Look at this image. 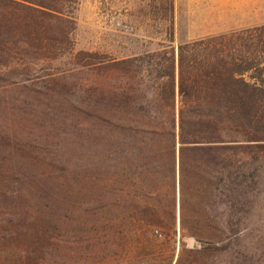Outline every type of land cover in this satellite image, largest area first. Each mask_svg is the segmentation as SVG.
Here are the masks:
<instances>
[{"label":"trees","instance_id":"1","mask_svg":"<svg viewBox=\"0 0 264 264\" xmlns=\"http://www.w3.org/2000/svg\"><path fill=\"white\" fill-rule=\"evenodd\" d=\"M67 2L0 0L1 73L23 65L18 55L65 52L74 23ZM175 35L173 28L161 49L131 58L83 52L85 67H98L95 133L87 121L98 178L85 193L99 206L101 234L124 248L158 241L157 227L171 238L180 223L182 239L200 246L184 247L175 264H264V25L178 46ZM11 141L8 169L18 177L0 191V239L27 253L28 262L13 264H40L70 209L50 177L60 174L57 163L32 168L45 170L35 178L49 177L48 185L9 190L25 181L32 158L24 155L36 146Z\"/></svg>","mask_w":264,"mask_h":264},{"label":"rangeland","instance_id":"2","mask_svg":"<svg viewBox=\"0 0 264 264\" xmlns=\"http://www.w3.org/2000/svg\"><path fill=\"white\" fill-rule=\"evenodd\" d=\"M67 5L74 23L65 52L46 59L18 55L15 61L23 65L0 72V191L5 193L6 182L18 177L8 169L11 156L7 141L29 142L36 146L24 155L32 158L22 171L27 174L22 178L25 181L10 185L9 190L20 192L35 186L32 182L48 185L49 177H35L49 164L57 163L60 174L50 177L62 185L58 193L70 209L69 223L57 234L58 241H51L55 247L40 264H175L184 247L200 246L193 237L182 239L180 223L171 238L167 231L155 228L159 240L147 247L135 241L124 248L126 241H112L101 234L105 225L99 206L84 188L85 183L94 188L98 178L95 145L87 130L88 120L92 132L96 129L98 67H85L88 61L84 59L89 56L83 52L100 53L108 59L131 58L161 49L173 28L178 46L187 40L262 26L264 0H68ZM86 103L92 105L90 115L84 112ZM41 159L45 160L44 169L32 170ZM54 195L60 197L56 192ZM0 201L1 214L7 208L4 200ZM261 230L264 233V226ZM6 243L0 239V262H28L26 252H12Z\"/></svg>","mask_w":264,"mask_h":264}]
</instances>
